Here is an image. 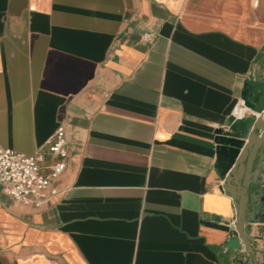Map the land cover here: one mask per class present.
<instances>
[{
  "label": "crops",
  "instance_id": "1",
  "mask_svg": "<svg viewBox=\"0 0 264 264\" xmlns=\"http://www.w3.org/2000/svg\"><path fill=\"white\" fill-rule=\"evenodd\" d=\"M245 83L264 87V0H0V146L66 137L50 200L0 182V264H252L214 167Z\"/></svg>",
  "mask_w": 264,
  "mask_h": 264
},
{
  "label": "water",
  "instance_id": "2",
  "mask_svg": "<svg viewBox=\"0 0 264 264\" xmlns=\"http://www.w3.org/2000/svg\"><path fill=\"white\" fill-rule=\"evenodd\" d=\"M242 101L247 112L229 115L214 130V167L219 188L238 205L225 248L245 252L258 264L250 228L252 223L264 224V87L245 83Z\"/></svg>",
  "mask_w": 264,
  "mask_h": 264
},
{
  "label": "built area",
  "instance_id": "3",
  "mask_svg": "<svg viewBox=\"0 0 264 264\" xmlns=\"http://www.w3.org/2000/svg\"><path fill=\"white\" fill-rule=\"evenodd\" d=\"M149 36L148 33L143 35L145 40ZM65 144V130L59 126L33 154L0 146V182L4 193L34 206H40L55 196L57 188L52 183L65 169ZM44 149L55 156L53 161L45 162Z\"/></svg>",
  "mask_w": 264,
  "mask_h": 264
}]
</instances>
